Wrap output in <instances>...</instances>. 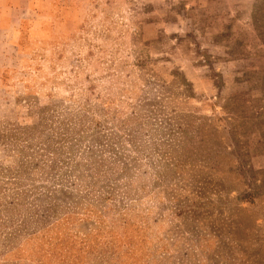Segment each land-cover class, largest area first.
<instances>
[{"label":"rangeland","instance_id":"rangeland-1","mask_svg":"<svg viewBox=\"0 0 264 264\" xmlns=\"http://www.w3.org/2000/svg\"><path fill=\"white\" fill-rule=\"evenodd\" d=\"M0 264H264V0H33L0 35Z\"/></svg>","mask_w":264,"mask_h":264},{"label":"crops","instance_id":"crops-1","mask_svg":"<svg viewBox=\"0 0 264 264\" xmlns=\"http://www.w3.org/2000/svg\"><path fill=\"white\" fill-rule=\"evenodd\" d=\"M33 0H0V35L16 31Z\"/></svg>","mask_w":264,"mask_h":264}]
</instances>
